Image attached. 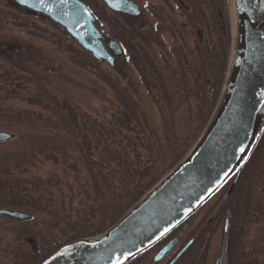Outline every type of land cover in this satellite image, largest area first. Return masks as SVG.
Returning <instances> with one entry per match:
<instances>
[{
  "label": "trees",
  "instance_id": "16d2710c",
  "mask_svg": "<svg viewBox=\"0 0 264 264\" xmlns=\"http://www.w3.org/2000/svg\"><path fill=\"white\" fill-rule=\"evenodd\" d=\"M82 1L88 5L96 21L105 22L109 27V33L123 45L139 76L140 83L152 94L155 102L159 103L161 100L160 97H155L159 92L161 98L171 103L174 94H177L174 88L181 90L180 98L182 95L184 99L197 100V138L214 110L227 73L232 23L231 18L225 19L219 15L220 0H184L189 10L183 8L182 3H178L179 8L185 13L189 27L196 34L199 30L205 31V36L196 37L194 55L192 54L190 61L183 53L180 54L178 48L173 47L172 51L177 56V68L172 75L175 77L177 73L179 78L173 81L175 84L171 86L170 93L165 86L166 71L157 66L141 43L131 42L135 38L138 39L135 31L120 26L121 23L115 21L114 17L108 16L104 7L99 6L95 0ZM212 36H215L214 41ZM26 48L27 45H20L15 54L5 58L8 65L3 67L5 69L0 73V129L16 128L23 132L15 139L16 142L21 141V143L7 139L6 143L9 147L0 155V207L30 211L31 218L20 221L24 225L18 231V235L22 238L33 236L35 241L29 251L20 253V261L22 264H38L66 242L99 234L113 225L186 154L189 148L163 173L161 172L162 174L159 173L142 185V180L148 175L152 165L137 166L140 159L138 153L135 155V165H129L126 153L122 149L113 148L115 142L113 140L123 127L142 134L137 137L139 144H142L141 140L146 138L144 128H139V123L142 120L145 121L143 119L145 116L138 102L125 88L104 79L116 95L118 107L112 113V117H115L113 123L105 125L97 122L72 105L66 97L61 98L52 92L39 78L18 70L23 62V53ZM91 59L93 63H98L93 57ZM129 140L127 139L128 146L137 145L135 141L129 142ZM150 145L147 146L150 147ZM95 153H99L97 161L92 160ZM263 155L264 127L229 193L227 190L230 181L196 212L209 205L210 210L205 217L210 212H213V216L175 264H205L211 236L220 225L222 227L226 212L229 214L226 264H261L257 257L258 251L253 247L245 246L243 238L250 224L264 219V205L256 195V187L264 176V166L260 167L258 164ZM45 162L53 165L69 164V169L74 171L77 168L82 170L86 167L90 168L94 164L110 165L116 162L119 165L120 169L116 164V169L108 174L109 180L106 179V175L100 174L99 169L96 171L104 184L101 189H106V192L110 193L109 202L89 206L92 213L99 210L103 214L96 229L90 231L84 224H76L75 221L69 220L58 223L55 217L49 223L41 218L31 224L32 213L53 216V211L50 212L46 205L38 202L39 197H35L37 190L34 191L32 187L27 186L47 185L51 179H54L50 176L47 181H43L35 173ZM56 180L60 183V178ZM113 181H116V185L112 183ZM116 189H120V192H115ZM102 194L105 196L104 192ZM124 196L130 198L129 202L124 203L122 199ZM217 196L222 198L212 203ZM120 201L124 205L120 204ZM214 208H216L215 211H213ZM29 223L32 226L30 229L25 227ZM43 224L45 226L41 228L40 225ZM165 240L166 238L161 240L155 247L160 246ZM186 259L188 262L185 261Z\"/></svg>",
  "mask_w": 264,
  "mask_h": 264
},
{
  "label": "rangeland",
  "instance_id": "374dc122",
  "mask_svg": "<svg viewBox=\"0 0 264 264\" xmlns=\"http://www.w3.org/2000/svg\"><path fill=\"white\" fill-rule=\"evenodd\" d=\"M95 1L99 6L104 7L108 16L119 21L120 26L135 31L138 39L135 38L131 42L141 43L157 66L166 71V73L163 72L165 86L167 92L170 93L171 86L175 84L173 81L179 78L177 73L175 77L172 75V72L177 68V56L172 51L173 47L178 48L180 54L183 53L185 58L190 61L192 54L194 55L196 37L205 36V31L199 30L196 34L189 27L185 13L178 6V3H182L183 8L189 10L187 3L184 0H136L141 12L138 16H132L113 12L101 0ZM218 13L225 19L231 18L228 0H220ZM96 25L106 39L116 40L109 33V27L105 22L96 21ZM214 39L215 36H212V41ZM119 44L122 52L115 57L113 66L105 61L93 63L91 54L47 16L32 12L11 0H0V73L5 69L3 67L8 65L5 58L15 54L18 46L27 45L23 53V62L18 70L39 78L52 92L61 98L66 97L72 105L78 107L81 112L95 121L105 125L113 123L115 117H112V113L118 107L117 97L104 79H108L118 87L125 88L138 102L141 112L145 116L143 118L145 121L142 120L139 123V128H144L146 138L141 140L142 144H139L137 137L142 134L123 127L113 140L115 141L113 148L122 149L126 153L129 165H135L136 153L140 157L137 166L152 165V169L148 170V175L142 180V185H145L151 178L163 173L200 136L201 133L196 138L197 100L194 98L184 99L182 95L180 98L181 90L174 88L177 94H174L171 103H167L165 99L161 98L159 92L155 97H160L161 100L159 103L155 102L152 94L140 83L139 76L128 57V52L121 43ZM228 54L229 59L230 48ZM168 76L170 78H167ZM19 106H23V104H19ZM1 130L13 135L10 138V140L13 139L12 142H16V137L23 133L16 128ZM127 139H130L129 142L135 141L137 145L128 146ZM6 141L0 142V155L9 147ZM16 143L20 144L21 141ZM148 144H151L150 147L147 146ZM98 154L93 155V161L99 159ZM260 160L258 164L263 167L264 155ZM116 164V162L110 165L94 164L90 168L86 167L83 170L77 168L74 171L69 169V164H64V167L61 163L53 165L45 162L35 173L43 181H47L50 176H53L54 179H51L47 185L27 186L32 187L34 191L37 190L35 197H39L38 202L46 205L50 212L53 211V216H44L38 212L32 213L31 224L41 218L46 220L44 222L49 223L55 217L57 219L55 221L58 223L69 220L75 221L76 224H84L90 231L96 229L103 214L99 210L92 213L89 206L110 201V193L106 192V189H101L104 184L100 180V174L106 175V179H108V174L116 169ZM117 168L120 169L118 164ZM97 169L101 172L99 175L96 173ZM59 178L60 183L56 180ZM112 183L116 185V181ZM102 192L105 193V196ZM115 192L119 193L120 189H116ZM256 195L264 205V176L256 187ZM221 198L222 196L215 197L212 203ZM122 199L124 203L130 200L128 196H124ZM120 204L123 202L120 201ZM209 210L210 206L208 205L172 234L178 236V243L162 260L153 261L157 252V249L154 248L132 264H166L177 249L190 238L197 237L200 230L213 216V212H210L205 217ZM215 210L216 208L213 211ZM25 212L30 211L26 210ZM200 223L202 224L199 225ZM31 224H25V227L30 229ZM23 225L20 221L0 216V264H22L20 253L29 251L33 247L35 237L22 238L18 235V231ZM44 226V224L40 225L41 228ZM221 237L222 227L220 225L211 236L205 264H215L218 259ZM243 240L245 246L253 247L258 251L257 257L261 264H264V219L250 224L246 228ZM187 259L186 262H188ZM224 264H226V259Z\"/></svg>",
  "mask_w": 264,
  "mask_h": 264
},
{
  "label": "water",
  "instance_id": "95a60500",
  "mask_svg": "<svg viewBox=\"0 0 264 264\" xmlns=\"http://www.w3.org/2000/svg\"><path fill=\"white\" fill-rule=\"evenodd\" d=\"M42 13L72 37L96 61L114 65L122 52L106 39L91 10L81 0H11ZM113 12L140 14L134 0H101ZM231 50L220 97L200 136L187 153L103 232L68 241L38 264H113L117 257L131 262L191 217L230 179L236 182L264 124V0H229ZM12 134L0 131V142ZM241 149H244L241 152ZM0 216L17 221L31 218L25 211L0 207ZM228 213L222 227L219 257L223 264ZM173 236L158 250L160 260L178 242ZM189 239L168 264L191 245Z\"/></svg>",
  "mask_w": 264,
  "mask_h": 264
},
{
  "label": "snow or ice",
  "instance_id": "6c2138e0",
  "mask_svg": "<svg viewBox=\"0 0 264 264\" xmlns=\"http://www.w3.org/2000/svg\"><path fill=\"white\" fill-rule=\"evenodd\" d=\"M244 149H241V152H243ZM131 253H129L127 256H122V257H117L114 261L113 264H124V261L130 258Z\"/></svg>",
  "mask_w": 264,
  "mask_h": 264
},
{
  "label": "flooded vegetation",
  "instance_id": "af4514ba",
  "mask_svg": "<svg viewBox=\"0 0 264 264\" xmlns=\"http://www.w3.org/2000/svg\"><path fill=\"white\" fill-rule=\"evenodd\" d=\"M134 1L137 3L136 0H134ZM229 187H230V186H229ZM229 191H230V188L227 190V193H229ZM172 236H173V235H172ZM170 237H171V236H170ZM170 237H168V238H170ZM168 238H167V239H168ZM192 238H193V241H194V240H195V237H192ZM167 239L164 241V243L167 241ZM193 241H192V242H193ZM164 243H163V244H164ZM163 244H161V246H162ZM161 246L156 247L157 251H158V249H159ZM178 250H179V249H177L176 252H177ZM176 252H175V253H176ZM164 257H165V256H164ZM225 259H226V256L224 255V260H225ZM153 261H154V257H153ZM168 261H169V260H168ZM168 261H167V262H168ZM223 264H224V261H223Z\"/></svg>",
  "mask_w": 264,
  "mask_h": 264
}]
</instances>
